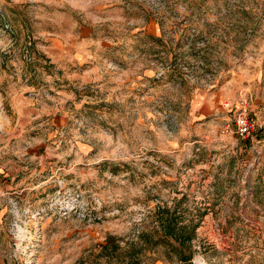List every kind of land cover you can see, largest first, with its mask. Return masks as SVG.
Segmentation results:
<instances>
[{
	"label": "rangeland",
	"instance_id": "1",
	"mask_svg": "<svg viewBox=\"0 0 264 264\" xmlns=\"http://www.w3.org/2000/svg\"><path fill=\"white\" fill-rule=\"evenodd\" d=\"M0 264H264V0H0Z\"/></svg>",
	"mask_w": 264,
	"mask_h": 264
},
{
	"label": "trees",
	"instance_id": "2",
	"mask_svg": "<svg viewBox=\"0 0 264 264\" xmlns=\"http://www.w3.org/2000/svg\"><path fill=\"white\" fill-rule=\"evenodd\" d=\"M153 218L155 228H147V231L139 235L140 251L160 246L166 249L167 257H176L182 263L189 262L193 255L190 245L193 239V225L180 224L177 213L168 207L155 211ZM113 248L116 249L115 246ZM134 255L137 256L136 253L131 254L133 258Z\"/></svg>",
	"mask_w": 264,
	"mask_h": 264
},
{
	"label": "built area",
	"instance_id": "3",
	"mask_svg": "<svg viewBox=\"0 0 264 264\" xmlns=\"http://www.w3.org/2000/svg\"><path fill=\"white\" fill-rule=\"evenodd\" d=\"M256 128L257 125L255 121L250 118L246 110L242 111L236 118V133L241 139H249L253 137Z\"/></svg>",
	"mask_w": 264,
	"mask_h": 264
}]
</instances>
